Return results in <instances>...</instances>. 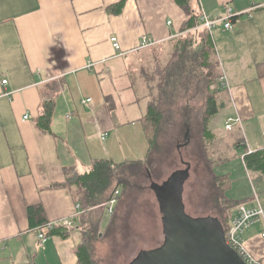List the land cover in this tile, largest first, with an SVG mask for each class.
<instances>
[{"label":"crops","instance_id":"1","mask_svg":"<svg viewBox=\"0 0 264 264\" xmlns=\"http://www.w3.org/2000/svg\"><path fill=\"white\" fill-rule=\"evenodd\" d=\"M119 1L0 0V264H79L81 210L68 189L49 186L64 181L65 168L84 173L94 160L121 164L147 157L142 123L147 102L139 73L153 47L138 50L139 42L145 35L158 42L155 50L170 48L186 16L171 0H127L119 14L111 13ZM198 2L214 19L225 18L228 9L235 13L233 29L220 22L211 32L229 85L220 93L219 112H228L220 123L223 132L209 126L213 171L227 177L229 200L247 207L257 201L264 210V174L247 170L243 162L248 152L264 151V0ZM111 36L123 55L112 49ZM53 85L59 92L47 134L35 120L41 104L55 95ZM228 119L231 132L225 130ZM231 147L240 157H230ZM35 205L42 206L48 223L78 211L69 236L41 244L40 230L28 228L27 208ZM263 233L260 222L243 237L248 253L264 263ZM146 247L141 251L158 246Z\"/></svg>","mask_w":264,"mask_h":264},{"label":"trees","instance_id":"2","mask_svg":"<svg viewBox=\"0 0 264 264\" xmlns=\"http://www.w3.org/2000/svg\"><path fill=\"white\" fill-rule=\"evenodd\" d=\"M171 1L186 16L180 28V35L173 44L169 45L172 52L167 57L161 59L160 54H151L153 60L151 68L146 67L144 63L139 73V82L147 102L142 118L149 144L145 161L113 164L107 160H94L89 171L84 173H79L73 167L65 168L64 181L49 186V188L68 189L75 204L81 210L78 227L83 234V241L76 249L79 264H100L95 258V252L100 242L116 232V222L121 216L122 207L126 204V200H123L124 196L126 198L127 194L135 196V193L137 195L139 193L131 189V180L133 178L140 180L144 171L148 177L151 176L152 181L160 180L159 162L151 159V153L158 149V142L168 127L174 126V123L177 125L180 120L191 119V102L195 99H204L203 107L201 106L200 109L202 115L194 116L198 141H200L197 147L199 156L197 161L211 176L216 190L215 202L219 209L217 216H220L217 219L221 222L225 234L228 230V213L233 206L240 204L227 198L228 179L226 176L214 173V163L206 147L207 141L212 138L209 123L223 106L221 100L217 99L222 91L218 83L221 73L211 34L205 29H199L202 12L198 0ZM126 2L127 0H120L109 10L111 13L119 14ZM50 88L54 90L55 95L41 104L39 115L35 120L37 129L47 134L51 133L55 99L59 92L57 85ZM184 124L186 125L187 122ZM178 126L180 127V124ZM184 127L188 136L189 128ZM243 162L247 170L264 174V151L248 152L243 157ZM115 191H119L120 194L110 213L109 222L103 227V210L107 208ZM133 201L135 202V198ZM124 207H127V204ZM27 219L29 230H40L48 224L41 205L29 206ZM69 232L70 229L56 227L47 231L46 236L64 239L69 236Z\"/></svg>","mask_w":264,"mask_h":264},{"label":"rangeland","instance_id":"3","mask_svg":"<svg viewBox=\"0 0 264 264\" xmlns=\"http://www.w3.org/2000/svg\"><path fill=\"white\" fill-rule=\"evenodd\" d=\"M171 52V47L163 50H149L146 55L145 66L151 68L153 61L151 54H160L161 59H164ZM211 90L213 91L212 87ZM222 96V94H218L217 99H221ZM203 104L204 99L192 101L191 119L188 121L180 120L177 125L173 122L174 126L172 125L164 131L163 137L158 142V149L153 150L151 153V159H154V161L156 159L159 162L158 172L160 170L161 178L158 183L167 180L176 172L188 171V179L183 184V200L186 205V212L192 217H208L219 213L214 197V191L216 190L212 184L211 176L204 170L203 165L197 161V158H199L197 147L200 141H198L197 124L194 116L195 114L198 117L202 115L200 109ZM227 115V111H221L213 116L209 123L210 128L222 133L224 124L220 123ZM185 122H187L186 125ZM184 126L189 128L188 136L185 133L186 128ZM229 153L231 158L240 157V153L235 148L231 147ZM221 157L222 159L227 158L228 153H223ZM150 178L151 176L148 177L144 171L140 180L134 178L131 180V189L137 190L139 193L138 195L135 193V196L127 194L126 198L125 196L124 199L122 198L126 200L127 207H124L126 204L123 206L124 208L122 207L121 216L116 222V232L105 238L102 243L100 242L95 252V258L100 264H129L141 250H144L146 245L152 249L160 246L163 242V239H160L162 223L157 224L161 214L158 212V203L155 201L150 189V183L152 182ZM133 198H135V202ZM109 215V211H107V215L103 217V224L105 223L104 219H107ZM256 229H259V227L257 226Z\"/></svg>","mask_w":264,"mask_h":264},{"label":"water","instance_id":"4","mask_svg":"<svg viewBox=\"0 0 264 264\" xmlns=\"http://www.w3.org/2000/svg\"><path fill=\"white\" fill-rule=\"evenodd\" d=\"M185 179L180 172L172 174L164 197L158 192L160 187L153 185L163 217V243L155 249L139 252L129 264H245L226 244L223 226L217 218L186 214L181 199Z\"/></svg>","mask_w":264,"mask_h":264},{"label":"built area","instance_id":"5","mask_svg":"<svg viewBox=\"0 0 264 264\" xmlns=\"http://www.w3.org/2000/svg\"><path fill=\"white\" fill-rule=\"evenodd\" d=\"M227 12L228 15L222 19H214L207 13L202 12L200 17L201 27L207 30L210 34L220 22H223V27L225 30L233 29L232 17H234L235 13H233L230 9H228ZM168 24H170V22H168ZM109 42L112 46V49L118 56L123 55V53H121L119 41L115 36H111ZM157 43V41L153 40L149 36L144 35L141 37L138 50L149 49L157 45ZM2 83L3 85H5L7 81L4 80ZM218 83L221 90L225 91L229 89L227 78L225 77L223 72L221 73V77L219 78ZM89 101L90 100H86L84 103H87ZM27 118L28 117L25 116L24 120ZM232 123V119H228L226 121L225 130L227 132L232 131ZM105 136H103L102 138H104ZM119 194V191L114 192L113 197L108 204L107 210L109 211V214L111 213L113 206L116 204ZM76 209H79L78 205ZM77 216H79L78 211L73 215L72 218H65L63 220L51 222L45 225L42 229H40L38 234V238L40 239L41 244L46 242V240L48 239V237L46 236L47 231H50L56 227H63L66 230L71 229L73 227V222L75 221ZM260 222H264V210L256 201V204L251 207H247L244 204H239L238 206H236L234 217L228 224V230L225 234L226 244L242 258L245 264H264L263 262L253 258L248 253L243 237L246 230ZM262 237L264 238V233L262 234Z\"/></svg>","mask_w":264,"mask_h":264},{"label":"flooded vegetation","instance_id":"6","mask_svg":"<svg viewBox=\"0 0 264 264\" xmlns=\"http://www.w3.org/2000/svg\"><path fill=\"white\" fill-rule=\"evenodd\" d=\"M180 172V174H182L183 176H185L186 177V179H188L187 177H188V171L187 170H182V171H179ZM171 177V176H170ZM170 177L167 179V180H165V181H163L162 183H154L153 181L150 183V189L152 190L153 189V185H156L157 187H160V189L158 190V192H162V196L164 197L165 196V193H166V191L169 189V184H168V182H169V179H170ZM179 179H181V176L179 177ZM186 179L183 181V184H184V182H186ZM168 181V182H167ZM165 182H167V186H164V184H165ZM154 190V189H153ZM152 190V191H153ZM183 191H184V187H182V193H181V199H182V201H183V203H184V200H183ZM153 192H155V190L153 191ZM155 194V193H154ZM156 196V195H155ZM167 196L169 197V199L170 198H172V196H171V194H170V192L169 193H167ZM156 201H157V203L159 204V201H158V198L156 197ZM184 207H185V212H186V205H185V203H184ZM158 209H159V205H158ZM159 212H160V214H161V211H160V209H159ZM186 214L187 215H189V213H187L186 212ZM189 216H191V215H189ZM163 217H162V214H161V219H162ZM164 239V238H163ZM163 243V242H162ZM162 243L160 244V246L162 245ZM159 247V246H158Z\"/></svg>","mask_w":264,"mask_h":264}]
</instances>
